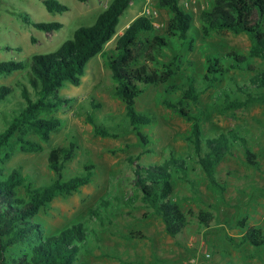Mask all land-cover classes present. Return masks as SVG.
<instances>
[{
	"label": "rangeland",
	"instance_id": "obj_1",
	"mask_svg": "<svg viewBox=\"0 0 264 264\" xmlns=\"http://www.w3.org/2000/svg\"><path fill=\"white\" fill-rule=\"evenodd\" d=\"M43 1L0 0V62L26 61L34 55L55 52L79 27L92 25L112 0H86L83 3L58 0L69 9L63 14L48 13ZM212 2H180L192 15L195 30L190 37L195 41L191 46L176 43L161 60L169 63L178 59L176 64L180 70L170 84L181 89L188 75H193L197 87L202 88L200 81L211 57L227 55L233 50L248 54L251 46L245 34H213L204 38L199 15L210 10ZM22 16L34 22H57L61 28L42 32L23 22ZM142 16L154 25V32L146 36H154L164 33L172 14L161 9L158 0L133 1L120 17L117 34L105 45L104 51L112 50L118 36L133 20ZM105 60L101 54L91 59L81 85L66 84L59 91L58 96L65 99L64 106L40 116L57 117L62 121L48 142H42L32 131L27 132L25 138L40 145L38 152H22L14 139L5 150L11 156L3 164L4 171L19 170L22 176L29 177L33 187L48 186L56 179L47 163L50 150L56 146L76 145L74 158L64 164L63 179L83 174L85 165L95 166L88 186L72 195L54 199L33 219L44 230V236L55 235L75 224L89 228L95 240H91L88 251L80 257L84 264H264V246L238 245L249 228L264 231V101L240 110H224L222 102L215 98V93L227 85L224 81L221 86L200 94L198 104L189 108L192 119L189 121L162 105L164 86L147 87L135 101L138 112L152 117L150 125L140 128L150 141L144 145L126 116L124 103L114 95L115 83L104 65ZM253 64L259 71H264V62L254 60ZM231 76L239 84H248V74L233 72ZM0 86L12 87V94L0 103L1 133L26 106L21 91L27 89L31 97L35 95L26 80L25 70L0 75ZM177 95H171V99L176 100ZM87 115L116 138L95 136L86 121ZM193 122L199 123L204 139L229 130L238 131L256 155L259 167L249 166L241 150L238 153L233 150V156L225 157L218 168V179H223L229 186L222 201L209 189L200 171L196 176L194 172L189 173L198 195L192 192L191 182L176 178L174 197L187 216V226L173 239L165 233L161 220L141 202V193L134 185L133 169L156 166L169 161L172 156L189 163L197 159V151L188 140ZM25 194V188L21 187L18 195L25 197ZM92 210L99 216L91 215ZM202 210L215 216L209 228L200 225L196 219V214ZM242 221L245 227L241 226ZM137 232L145 239L131 236Z\"/></svg>",
	"mask_w": 264,
	"mask_h": 264
},
{
	"label": "trees",
	"instance_id": "obj_2",
	"mask_svg": "<svg viewBox=\"0 0 264 264\" xmlns=\"http://www.w3.org/2000/svg\"><path fill=\"white\" fill-rule=\"evenodd\" d=\"M78 1L83 3L86 0ZM133 1L112 0L92 25L79 27L72 38L63 42L55 52L34 55L26 61L0 62V75L25 70L26 80L35 95L31 97L27 89L21 91L26 106L0 133V264H84L80 257L88 251L91 240H95L89 228L81 224L45 237L44 230L33 220L54 199L79 192L91 183L95 169L92 164L85 165L84 173L79 176L66 180L62 177L64 164L75 156V144L56 146L50 150L48 167L57 177L48 186L33 187L29 177L22 176L19 170L6 173L3 169L4 162L11 156L10 152H5L10 148L11 140L14 139L22 152L36 153L41 149L40 145L27 140V132L32 131L42 142H48L51 134L60 128V118L40 116L64 106L65 99L58 96L59 91L66 84L79 87L89 61L95 56L101 54L105 57L104 65L115 83L114 95L124 103L126 116L144 145L150 141L140 128L150 125L152 117L138 112L135 101L147 87L164 86L162 105L189 121H192L189 108L198 104L200 94L221 86L224 81L227 85L215 93L224 110H240L264 101V71H259L253 64L254 60L264 62V0H213L211 9L200 13L204 38L213 34H245L251 46L248 54L233 50L227 55L211 57L207 72L200 81L202 88L197 87L193 75H188L183 89L170 84L180 70L176 64L178 59L174 58L169 63L161 60L167 50L175 48L176 43L191 46L195 41L190 37L195 30L192 15L180 5L181 0H158V6L172 14L163 34L146 36L154 32L153 22L147 17H138L118 36L115 47L104 51L105 45L117 34L120 17ZM43 4L50 14H63L69 10L58 0H44ZM21 19L42 32L61 28L57 22H34L27 16ZM233 72L248 74V84L237 83L231 76ZM11 94V86H0V103ZM171 95H177L176 100H172ZM86 121L92 126L95 136L116 138L91 115H87ZM188 140L198 154L193 162L179 161L172 156L159 165L133 169L134 185L141 193V202L154 217L161 220L165 233L173 239L181 235L187 226V216L174 197L176 178L191 182L192 192L198 195L189 173L194 172L196 176L200 171L209 189L222 201L229 186L223 179H218V168L225 157L233 156V150L237 153L241 150L249 166L259 167L256 155L236 130L204 139L199 123L193 122ZM21 187L26 190L25 197L18 195ZM132 201L134 199L128 204ZM90 214L99 216L96 210ZM196 219L200 225L209 228L215 216L202 210L196 214ZM240 224L246 226L243 221ZM131 236L145 239L140 232ZM232 242L236 240L232 239ZM238 242V245L261 248L264 246V231L249 228Z\"/></svg>",
	"mask_w": 264,
	"mask_h": 264
}]
</instances>
